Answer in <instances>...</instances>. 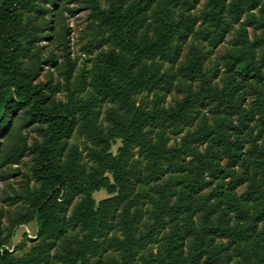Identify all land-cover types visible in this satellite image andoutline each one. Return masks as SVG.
<instances>
[{
  "label": "trees",
  "instance_id": "obj_1",
  "mask_svg": "<svg viewBox=\"0 0 264 264\" xmlns=\"http://www.w3.org/2000/svg\"><path fill=\"white\" fill-rule=\"evenodd\" d=\"M65 10L87 11L78 74ZM16 174L0 247L36 236L0 264H264V0H0V180Z\"/></svg>",
  "mask_w": 264,
  "mask_h": 264
},
{
  "label": "rangeland",
  "instance_id": "obj_2",
  "mask_svg": "<svg viewBox=\"0 0 264 264\" xmlns=\"http://www.w3.org/2000/svg\"><path fill=\"white\" fill-rule=\"evenodd\" d=\"M67 6L71 9H75L76 7L79 6L77 2H70L67 4ZM60 8V4L57 6V10ZM87 11L86 10H79L75 13H72L69 10H65L63 13L64 17V22H66L69 27L71 28L70 31V45H71V56L74 58L77 62V70L75 74H78L81 69L84 70H89L92 67V59L94 56V53L92 54H86L82 50V43L83 41L79 38L80 35V29H82L85 26V16H86ZM58 25H56L57 30ZM230 36H228L229 38ZM227 38V39H228ZM189 42H196V39L192 37ZM46 44L45 50H55L56 53H59V47L54 41V37H51L50 40H46L43 42ZM184 50L186 51L185 47ZM223 51V45L218 46L217 48L213 49L212 53L209 54V59L213 60L216 55L221 53ZM168 63H164V67H168ZM48 77H52L54 81L60 80L61 83H63V78L60 74V69L54 68V67H44V70L41 72V76L39 80L45 81ZM88 83V81H87ZM174 95V92L168 94L166 96V101L167 103L170 102L172 99V96ZM57 98H64L63 92H58L56 94ZM30 135H33L34 132L32 131V128H28ZM71 142H76L79 143L80 149L82 148L81 142L80 141H75L74 139L70 140ZM119 143H116L112 147V151L115 152L117 146ZM30 157L25 156L22 160V162L18 165H14L12 167H18L19 171L21 173H26L29 172L30 168ZM7 171H13V168L10 167H5ZM21 175L16 174V175H11L9 178L6 180H0V193L3 196V193H9L12 194V189L16 188L19 189L21 185ZM93 196L96 200H99L101 198H104L108 196L107 192L104 189H100L99 191H96L93 193ZM1 205L4 206V209H11V207L7 204V202H1ZM4 225H8V220L7 217L4 219ZM36 234V225L34 221H30L25 224H20L16 226L11 234L9 235V239L7 244H4V246L0 247V250L3 248L8 249L9 251H13L15 249V253L21 255L25 251H27L30 246L32 245V239L35 238ZM20 245V247H18Z\"/></svg>",
  "mask_w": 264,
  "mask_h": 264
}]
</instances>
